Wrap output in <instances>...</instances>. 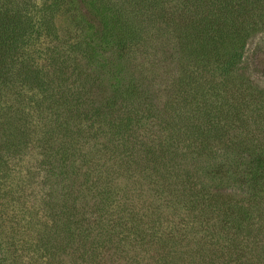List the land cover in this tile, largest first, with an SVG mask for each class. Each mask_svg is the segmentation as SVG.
I'll return each mask as SVG.
<instances>
[{"label":"trees","instance_id":"trees-1","mask_svg":"<svg viewBox=\"0 0 264 264\" xmlns=\"http://www.w3.org/2000/svg\"><path fill=\"white\" fill-rule=\"evenodd\" d=\"M259 34L264 0H0V264H264Z\"/></svg>","mask_w":264,"mask_h":264},{"label":"rangeland","instance_id":"rangeland-1","mask_svg":"<svg viewBox=\"0 0 264 264\" xmlns=\"http://www.w3.org/2000/svg\"><path fill=\"white\" fill-rule=\"evenodd\" d=\"M58 26L60 27V31L62 34L69 36L68 32L72 29V25L70 24L67 17L63 16L58 19ZM262 35L259 34L255 37H253L246 50L245 54V61L249 64V68H254L255 66H258L261 63L264 65V51L260 52L258 55L255 53L256 45L258 42H260ZM23 172L25 171V168L23 167Z\"/></svg>","mask_w":264,"mask_h":264}]
</instances>
